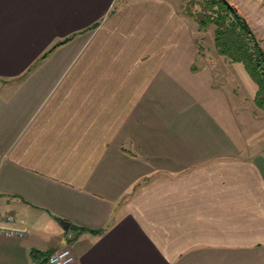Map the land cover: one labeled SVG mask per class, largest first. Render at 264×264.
Returning a JSON list of instances; mask_svg holds the SVG:
<instances>
[{
    "label": "crops",
    "instance_id": "crops-1",
    "mask_svg": "<svg viewBox=\"0 0 264 264\" xmlns=\"http://www.w3.org/2000/svg\"><path fill=\"white\" fill-rule=\"evenodd\" d=\"M192 29L173 0H0V213L25 231L0 264L70 233L79 264H264V156L232 128L256 111Z\"/></svg>",
    "mask_w": 264,
    "mask_h": 264
},
{
    "label": "trees",
    "instance_id": "trees-1",
    "mask_svg": "<svg viewBox=\"0 0 264 264\" xmlns=\"http://www.w3.org/2000/svg\"><path fill=\"white\" fill-rule=\"evenodd\" d=\"M198 5L200 12H189L188 18L193 20L201 32L214 27V44L219 55L228 64H240L244 67L257 87L255 104L264 111V49L261 42L249 23L227 0H200ZM97 27L98 25L93 28ZM67 42L57 44L49 52ZM75 231L80 234L86 230L76 228ZM52 254L53 252H32V258L37 264H48Z\"/></svg>",
    "mask_w": 264,
    "mask_h": 264
},
{
    "label": "rangeland",
    "instance_id": "rangeland-1",
    "mask_svg": "<svg viewBox=\"0 0 264 264\" xmlns=\"http://www.w3.org/2000/svg\"><path fill=\"white\" fill-rule=\"evenodd\" d=\"M180 8L184 17L189 20L192 25L193 35L198 41V47L207 56V60L213 65L224 67L228 65L226 61L218 56L217 49L214 44V27H210L207 31L201 32L193 20L188 18L189 12L199 13L200 0H173ZM239 14L249 23L258 40L261 42L264 49V0H227ZM193 36V37H194ZM219 54V53H218ZM200 61V60H199ZM231 65V64H230ZM233 71L232 78L237 80L239 85V96L244 98L250 109H254L256 121L250 120L248 114L239 113L236 125L237 140L247 142L254 151L260 152L264 156V111L259 109L255 104V94L257 87L251 80L250 76L240 64L231 65ZM229 67V66H228ZM235 71V72H234ZM239 104V103H238ZM254 113V115H255ZM253 114V113H252ZM263 115V116H262ZM257 153V152H256ZM73 238H74V234ZM72 250V249H71Z\"/></svg>",
    "mask_w": 264,
    "mask_h": 264
},
{
    "label": "built area",
    "instance_id": "built-area-1",
    "mask_svg": "<svg viewBox=\"0 0 264 264\" xmlns=\"http://www.w3.org/2000/svg\"><path fill=\"white\" fill-rule=\"evenodd\" d=\"M16 224L14 215L0 213V232L9 236H23L25 231L17 229ZM73 239V235L68 234L64 239L65 245L55 250L48 264H79L69 245Z\"/></svg>",
    "mask_w": 264,
    "mask_h": 264
},
{
    "label": "water",
    "instance_id": "water-1",
    "mask_svg": "<svg viewBox=\"0 0 264 264\" xmlns=\"http://www.w3.org/2000/svg\"><path fill=\"white\" fill-rule=\"evenodd\" d=\"M60 224H61V227H62L66 232H68V231L70 230V224H69V223H67V222H65V221H61Z\"/></svg>",
    "mask_w": 264,
    "mask_h": 264
}]
</instances>
